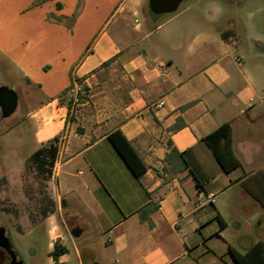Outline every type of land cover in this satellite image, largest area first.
Returning a JSON list of instances; mask_svg holds the SVG:
<instances>
[{
	"label": "crops",
	"instance_id": "obj_1",
	"mask_svg": "<svg viewBox=\"0 0 264 264\" xmlns=\"http://www.w3.org/2000/svg\"><path fill=\"white\" fill-rule=\"evenodd\" d=\"M0 53L35 88L17 119L33 120L40 147L57 145L58 204L102 246L81 249L57 230L50 253L56 244L68 251L54 264H75L68 238L78 264H108L110 254L116 264H238L231 247L264 240V213L257 224L253 216L264 210L256 25L214 1L155 14L149 0H0ZM75 78L91 93L77 108ZM225 123L240 160L229 171L205 139ZM118 130L146 164L140 177L110 139Z\"/></svg>",
	"mask_w": 264,
	"mask_h": 264
},
{
	"label": "rangeland",
	"instance_id": "obj_2",
	"mask_svg": "<svg viewBox=\"0 0 264 264\" xmlns=\"http://www.w3.org/2000/svg\"><path fill=\"white\" fill-rule=\"evenodd\" d=\"M214 1L225 13L227 10L236 11L243 23L254 24L264 35V0H184L177 12L192 6L194 10L204 11ZM260 9V10H258ZM254 12V15H250ZM166 16V15H165ZM204 18V17H203ZM209 22L208 19H204ZM223 23L220 17L217 24ZM21 68L0 53V87L14 89L18 94V111L5 117L0 106V226L8 229L14 248L24 264H54L50 253V242L59 230L65 236L72 235V229L79 224L78 220L65 213L51 183V176L55 169L54 162L49 156L44 157V170H39L31 158L33 152L41 145V138L33 120L17 118L28 112L31 101H26L27 89L21 79ZM17 89V90H16ZM51 141L43 146L49 147ZM250 195L247 202H251ZM264 210H254L256 224ZM264 232L263 230H261ZM260 232V233H262ZM70 260L78 264L72 241L68 238ZM75 243L82 249L84 246L102 251L95 239L83 235L75 239ZM108 264H116L115 256H107ZM104 263V261H103Z\"/></svg>",
	"mask_w": 264,
	"mask_h": 264
},
{
	"label": "trees",
	"instance_id": "obj_3",
	"mask_svg": "<svg viewBox=\"0 0 264 264\" xmlns=\"http://www.w3.org/2000/svg\"><path fill=\"white\" fill-rule=\"evenodd\" d=\"M110 139L134 174L138 177L142 176L146 171V164L124 134L119 130L115 131L110 134ZM205 139L213 148L216 157L225 170L229 171L240 164V160L235 156L232 149L229 124L221 125L205 136ZM51 143L53 142L51 141ZM57 150V145L55 144H50L49 147L42 146L33 152L31 158L35 161L39 170H44V157L47 155L52 162H55ZM67 251V247L63 244H56L51 254L57 260L61 254ZM231 252L238 264H264V240L257 241L245 252L233 247H231Z\"/></svg>",
	"mask_w": 264,
	"mask_h": 264
},
{
	"label": "water",
	"instance_id": "obj_4",
	"mask_svg": "<svg viewBox=\"0 0 264 264\" xmlns=\"http://www.w3.org/2000/svg\"><path fill=\"white\" fill-rule=\"evenodd\" d=\"M184 0H149L150 8L155 14L171 13L178 9ZM0 106L5 117L11 116L18 106V95L12 88L6 86L0 87ZM72 235L79 237L82 229L76 226L72 229ZM0 246L11 249L10 237L6 234V227L0 226ZM17 264H24L23 261H17Z\"/></svg>",
	"mask_w": 264,
	"mask_h": 264
},
{
	"label": "built area",
	"instance_id": "obj_5",
	"mask_svg": "<svg viewBox=\"0 0 264 264\" xmlns=\"http://www.w3.org/2000/svg\"><path fill=\"white\" fill-rule=\"evenodd\" d=\"M69 99L73 108L84 105L90 101V89L80 79L75 78L68 89ZM162 104V102H160ZM213 194H210L212 196Z\"/></svg>",
	"mask_w": 264,
	"mask_h": 264
},
{
	"label": "flooded vegetation",
	"instance_id": "obj_6",
	"mask_svg": "<svg viewBox=\"0 0 264 264\" xmlns=\"http://www.w3.org/2000/svg\"><path fill=\"white\" fill-rule=\"evenodd\" d=\"M6 234L8 235L7 228H6ZM11 249L12 250H9L0 246V264H17V261L21 260L19 253L12 244V241H11Z\"/></svg>",
	"mask_w": 264,
	"mask_h": 264
}]
</instances>
